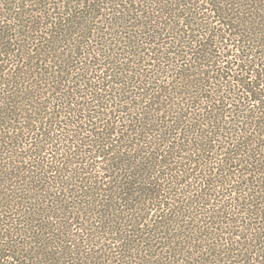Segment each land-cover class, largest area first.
<instances>
[{
	"label": "trees",
	"instance_id": "trees-1",
	"mask_svg": "<svg viewBox=\"0 0 264 264\" xmlns=\"http://www.w3.org/2000/svg\"><path fill=\"white\" fill-rule=\"evenodd\" d=\"M0 264H264V0H0Z\"/></svg>",
	"mask_w": 264,
	"mask_h": 264
}]
</instances>
